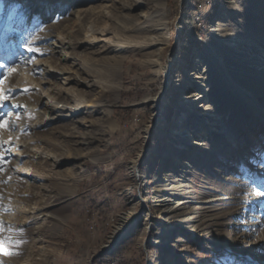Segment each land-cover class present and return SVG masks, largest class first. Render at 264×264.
<instances>
[{"label": "rangeland", "instance_id": "1", "mask_svg": "<svg viewBox=\"0 0 264 264\" xmlns=\"http://www.w3.org/2000/svg\"><path fill=\"white\" fill-rule=\"evenodd\" d=\"M62 1L63 8L42 17V6L29 7L35 0H0V95L9 83L24 82L20 74L31 75L42 90L26 87L1 100L26 97L36 113L0 114L7 134L23 128L21 141L30 145L25 154L33 156L16 160L10 154L23 148L0 147V240L9 241L5 249L14 253L0 254V264H264V83L250 78L252 68L259 67L263 70L255 78L264 82V66L242 68L227 62L231 53H221L214 66L224 70V82L237 86L241 101L217 94L203 105L221 108L219 117L237 138L235 148L204 129L199 135L202 141L207 135L209 146L178 157L195 168L185 169L189 174L182 179L177 175L185 170L170 163L169 181H162L164 153L183 115L180 99L195 62H202L198 71L206 69V52L220 46V25L226 34L264 50V0H162L161 16L145 1L132 10L125 8L129 0H80L73 11L71 0ZM223 8L230 12L222 18ZM232 22L234 29L228 28ZM45 33L49 39L34 43ZM36 61L42 64L38 73L26 71ZM15 66L20 74L10 75ZM45 66L67 69L70 81L45 75ZM209 81L195 94L204 93ZM161 88L156 112L154 98ZM52 97L66 109L60 117ZM247 131L252 137L245 140ZM147 135L145 160L134 172L131 164L146 151ZM41 148L61 150L72 159L59 167L39 165L32 150ZM194 156L198 159L191 160ZM20 167L46 179L35 178L30 187ZM165 187L178 195L174 210L160 213L155 201L166 197ZM128 211L134 219L117 230L119 217Z\"/></svg>", "mask_w": 264, "mask_h": 264}, {"label": "bare ground", "instance_id": "2", "mask_svg": "<svg viewBox=\"0 0 264 264\" xmlns=\"http://www.w3.org/2000/svg\"><path fill=\"white\" fill-rule=\"evenodd\" d=\"M35 1H37L36 6L34 7V4L30 3L29 7L31 6V7L36 9L38 5L42 6L41 11H40V14L42 15V17L48 16V13H50L54 8L61 9L65 6L64 1H62V0L56 1L55 3H53V5H52V3L50 4L48 2V0H46L45 2H43L44 0H35ZM75 1H77V2H75ZM129 1L131 3H128V5L125 6L126 9L135 10L136 8H138V6L143 1H145L148 5L154 6L157 9L158 12H156V13L158 14V16L162 15L161 12H162V9L164 7V3L162 0H129ZM65 2H66V0H65ZM81 2L82 1H80V0H71V5H70L69 10L73 11L74 9L78 8L75 6V3H81ZM115 2H116V0H115ZM29 11H31V9H29ZM229 12H230L229 9L223 8V12L220 13V16L222 18L225 16H228ZM23 13H25L24 10H21L19 13L20 19H22ZM27 13H29L28 9H27ZM68 15H72V13L70 12V13H68ZM139 17H143V15H141ZM63 19H64V21L68 20L67 17H64ZM233 23L234 22L230 23L228 28H232V29L236 28L235 26H237V24L234 25ZM160 26H161V24H157V25H155L154 29L159 31ZM44 30L45 31L48 30V27H45ZM216 31L220 32L219 33L220 36H218V35L216 36L217 41L219 42V45H220L219 49H216V50L213 48L208 49V51L206 52V55L204 57L205 61L203 59L204 63L207 64L206 69H204V71H202V72L198 71V69L200 68V65L202 64L201 60L195 62V70H194L195 72L190 74L191 77H189V82L186 85L187 91H186V93L183 94V96L180 99L181 102L179 105L182 109L181 111H182L183 115H181L180 118L176 119L177 121H175L174 127H176L177 129L172 132V135H173L172 142L169 143V145L166 149V152L164 153V157H167L168 163L165 167H163V179H162L163 182H168L169 178L171 176V173H170L171 171L169 172V169H168V165L170 163L173 166L176 164L179 166L181 165L183 170L195 168V166H191V163L182 161L181 159H178V157L183 155V153H185V152H187V153L192 152V154H195V152L198 151V149H200L201 147L209 146L210 143L205 142L206 139H208L207 135H206V139L204 141H202V138H201L202 136L199 135V134H201V131H203L204 129L206 130L207 133H211L212 135L214 134V135H218L220 137L225 138L226 142L224 144H226V145L234 146V144H236L237 138L230 135L229 124H227V122L225 121V118L219 117V115H220L219 110H221V108L214 109V106L212 107L211 105L210 106H204L203 105V104H205V102L209 103V101L211 102L214 99H216L217 94L219 96H221L222 99H224V98L226 99V97H229V98H231L230 100H232V101H235V100L241 101V98L239 97V89L237 88V86H234V84L230 85V83L226 82V81L224 82V80L222 79L223 78L222 75L224 74V70H219V69H217L216 66H214L217 62V58L221 56V53L222 52L231 53L228 55V57H226L227 62L228 63H232V62L233 63H239L242 68H245L247 66V64H254V66L258 65L260 67L264 66V50H262V51L259 50L255 43L249 42L248 40L246 41L240 37H236V36H234V34H226V30L223 28L221 29V25H220V29L217 28ZM45 34L46 35H40V37L37 38V40H34V43H39L40 41H43L45 39L50 38V36H51L50 34H47V33H45ZM28 52H35L36 54L38 53V51H36L34 47H29ZM41 66H42V64L39 61H36L33 64H31L29 66V69L26 71L32 72L33 74H37L38 73L37 71L39 70V68ZM46 67H48V66H45V68H44L45 75L52 74V75H55L59 78L66 80V81H70V79L67 78V77H69L68 76L69 72L67 71V69L66 70H62V69L61 70L60 69L59 70H53V69H49V68L46 69ZM215 67H216V70H214ZM252 69H254V71H256V72H254V75L250 76V78L252 80H254V82L264 83V82L260 81L258 78H255V77H259V73H261L263 69H261L259 67L258 68L253 67ZM211 71H213V73ZM20 72H21V69L19 67L15 66V67L11 68V71L9 72V74L10 75H16L18 73L20 74ZM208 72H210V75H212V77H211L212 80L210 77L209 78L207 77L206 73H208ZM239 72H236V73L240 74V75L242 73H244L242 71H239ZM20 75H21V78L24 80V82L23 83L22 82H19V83L15 82V83H12L11 85L9 83V87L5 88V90L2 92L3 96H4V94H7L8 96L9 95L13 96V95H15L16 92L26 91L28 87L36 89L39 92L42 91L40 86L38 84H36L30 78L31 75H30V77L27 75L23 76V74H20ZM64 77H66V78H64ZM208 80H210L209 85H210V83H212V84L210 86H208L207 90L204 93L195 94L198 90H200V88L205 87ZM213 80H214V82H213ZM163 96H164V88H161L159 93L157 94V96L154 98V104L156 105V108H157L156 112H158L161 109ZM247 96H251V95L247 94ZM21 98H22L21 100L18 98L14 102H10V101H5V102L3 101L2 102L0 100V114L2 115L4 113H6L7 110L13 111V113H15V111H18V110H20V111L25 110V112H23L24 115H28V114H30V112L36 113L35 108L31 104H29V102L26 100V97H21ZM244 98L245 97H243L242 100H244ZM51 103H52V107L55 108V110H53V111H56L58 113V117H60L62 111H65L66 109L62 105L59 107L58 104L55 101H53V97L51 99ZM243 107L247 108L248 104H246V106L243 105ZM155 116L158 117V114H155ZM198 116H199V118H198ZM62 117H65V116H62ZM10 118L13 120L14 123H19L20 126L23 125V122H21V120L18 121V118L20 119V117L15 116L14 114L11 117V114H10ZM10 118L7 117V119H5L3 122L8 124ZM184 123H187L186 127L183 126ZM27 127H28V129H33L32 125H28ZM22 130H23V128L21 127L18 131H15V133L7 134V132L3 131V127H0V134H1L0 135V147L4 146L6 149V148L10 147V145L15 144L17 147L23 148V150H24L23 153H20L18 150H16L14 153L10 154V157L11 158L15 157L16 160H21L25 157L33 158V156H31V155L25 154L26 150L27 151L29 150L30 145L28 146V143H24L25 141L24 142L21 141V139L23 137L18 132H20ZM253 135H254V133H253ZM246 136H248L249 138L252 137L248 131H247V133H245V137L243 139H245V140L249 139ZM147 139H149L148 135H147L146 140H145L146 143H145V149L144 150H146V151H143L131 164V167H132L134 172L138 171L140 165L145 160V155H146L145 152H147V149H148V140ZM45 144H47V143H45ZM224 147L226 150H229L228 147H226L225 145H224ZM234 148H235V146H234ZM58 149H59V147L57 146V150ZM32 151L37 155V159L41 160L39 165H43V166H46L48 164V162H50L55 167H59L62 164H64L65 162L72 159V157H70V156H67V157L63 156V154L60 153L61 150H59L56 153H55V150H54V152H49V153L43 152L42 148L40 151H37V150H32ZM206 151L209 152V147L206 148ZM190 156L192 157L193 155H190ZM196 159H198V156H194L191 160H196ZM211 162L217 163L216 165H218V163H219L216 160L211 161ZM24 165L26 166V164H24ZM43 166H40V167H43ZM20 169H22V171L20 172V175L23 176L27 182H29V181L31 182V185L29 184L30 187L31 186L34 187V183H32V182H36V181H34L35 178H39L38 180H40V181H44V179H46V177L39 175L36 171L26 170L22 167L17 169V171H20ZM188 174H189V172H187V170H185V171H183V175H177V176L184 179L185 176ZM165 178H168V179H165ZM182 179L178 180V181L183 182ZM40 185H42V184H40ZM174 190H175V188H173V187L162 188L161 192L166 191L165 192L166 197L164 196L163 198L155 201V202H157L156 203L157 206L160 207V209L158 210L160 213H169L172 210H174L175 207L172 206L173 201H174L173 198L175 195H178V193H176V191H174ZM144 201H145L144 199L141 200V202H143V203H144ZM144 204H146V201ZM178 205H181V203ZM148 209L151 210L149 206H148ZM134 217H135V213L133 211H128V212L124 213L123 215H121L119 217V225L117 227V230L123 231L125 229V227L127 225H129L130 222L134 219ZM149 220H150V217H149V214L147 213L146 217L143 220V221L147 222V226L145 227V233L146 234L149 233V231H148L149 230V228H148ZM0 222H4V220H1ZM171 223L176 224L175 222H171Z\"/></svg>", "mask_w": 264, "mask_h": 264}, {"label": "snow or ice", "instance_id": "3", "mask_svg": "<svg viewBox=\"0 0 264 264\" xmlns=\"http://www.w3.org/2000/svg\"><path fill=\"white\" fill-rule=\"evenodd\" d=\"M0 67H2V66H0ZM3 99H6V97L0 95V100H3ZM3 126H4L3 124H0V127H3ZM257 194L259 195V193H257ZM6 243H9V241H7V240H0V254H3V255H13L14 253L9 252V251H6V249H5V244ZM16 244L18 245L19 242L17 241Z\"/></svg>", "mask_w": 264, "mask_h": 264}, {"label": "trees", "instance_id": "4", "mask_svg": "<svg viewBox=\"0 0 264 264\" xmlns=\"http://www.w3.org/2000/svg\"><path fill=\"white\" fill-rule=\"evenodd\" d=\"M194 1H195V0H194ZM215 7H216V4L213 3L212 8L215 9ZM182 58H183V61H184V64H185V62H187V50H186V53L182 54ZM184 64L182 65V68L185 66ZM170 115H171V112L169 113V117H170Z\"/></svg>", "mask_w": 264, "mask_h": 264}]
</instances>
